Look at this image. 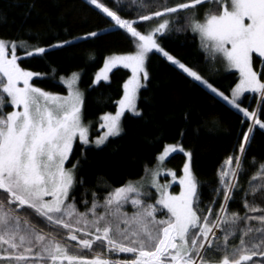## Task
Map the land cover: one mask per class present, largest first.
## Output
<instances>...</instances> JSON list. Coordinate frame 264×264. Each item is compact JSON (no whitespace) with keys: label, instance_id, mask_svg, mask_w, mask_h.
Instances as JSON below:
<instances>
[{"label":"snow or ice","instance_id":"obj_1","mask_svg":"<svg viewBox=\"0 0 264 264\" xmlns=\"http://www.w3.org/2000/svg\"><path fill=\"white\" fill-rule=\"evenodd\" d=\"M120 7L125 0H114ZM107 18L113 29L123 30L132 39L135 51L126 55L108 57L103 68L96 74L95 83L109 81V73L117 67L131 70V76L123 84V95L116 102L115 114L101 117L103 135L89 140V127L83 121V94L75 87L79 74L63 81L69 94H53L34 86V77L40 73L21 67L17 56L18 47H27L26 42L0 39V262L4 264H264V208L250 204L264 192V183L249 182L244 193V215L230 211V203L239 189V177L244 171V156L253 139L257 126L264 129V60L262 71L254 70V54L264 58V0H186L161 10L139 15L128 20L101 0H88ZM141 10L150 5L145 0H131ZM203 19L199 18L204 6ZM181 14H184L183 16ZM160 22L150 30H138V22ZM181 19L184 21L179 27ZM191 31L198 34L201 47L215 62L222 58L228 69L239 73V83L231 95H225L197 71L186 66L166 51L159 38L171 31ZM90 32L85 38L96 37ZM53 45L62 47L70 44ZM44 47H34L27 56L42 55ZM158 53L176 66L194 82L219 97L248 121L247 131L242 133L236 156H229L220 172V188L213 191L223 196L219 211L214 212L216 201L207 208V214L199 207V182L194 174V154L182 144H167L158 157L162 164L175 153L186 157L183 175L179 177L180 192L168 191L171 185H159L153 172V187L159 198L154 204L141 197L150 194L142 191L141 182H128L104 197L101 204L93 193L91 207L81 212L70 193L79 183L76 170L79 161L66 168L77 139L85 145L99 148L110 138L124 132L122 118L126 112L141 117L137 101L142 88L150 79L147 70L149 54ZM10 54V55H9ZM213 71L215 69H212ZM63 79V78H62ZM246 93L259 95L257 110L241 107V98ZM7 98V104H6ZM7 106L13 111L4 113ZM183 135V133H182ZM256 163L255 159L252 161ZM147 172V170H146ZM173 182L177 174L169 171ZM264 179V164L257 176ZM71 201V202H70ZM131 202L136 209L129 215L123 211ZM103 209L100 213L98 209ZM31 209L34 215L52 232H44L37 224L21 215ZM158 215H166L158 219ZM255 223L256 227L253 226ZM61 231L64 235H61ZM219 233V235H218ZM239 238V244H234ZM72 242H75L73 244ZM104 249L108 255L95 252ZM73 249L76 254H73ZM84 252L94 253L91 258ZM222 256L218 257V254ZM130 254L134 258L117 260L113 255ZM259 258V260H254Z\"/></svg>","mask_w":264,"mask_h":264},{"label":"trees","instance_id":"obj_2","mask_svg":"<svg viewBox=\"0 0 264 264\" xmlns=\"http://www.w3.org/2000/svg\"><path fill=\"white\" fill-rule=\"evenodd\" d=\"M101 1L122 17L133 20L139 15L161 10L165 4L173 6L186 2L145 0L150 7L141 10L133 6L131 0H125L120 7H117L114 0ZM206 8L205 5L200 9V19H203ZM151 22L139 21L137 26L145 30ZM183 23L181 19L180 24L175 27ZM94 31L99 35L85 38ZM0 38L25 40L32 47H46L47 51L38 56H27L26 49L18 51L21 67L39 72L40 76L34 77L33 83L46 90L67 93L68 87L61 82V77L79 70V85L84 99L83 119L89 124L92 135L100 133L102 115L116 111V102L122 97L123 84L131 72L117 67L110 73L109 81L98 84H94L95 74L108 55L134 49L135 45L127 33L113 29L110 18L95 9L88 0H0ZM64 41L71 43L53 47ZM159 43L225 93H230L239 80L237 72L224 70L221 58L218 57L215 62L210 59L209 53L202 49L198 35L190 30L171 31L160 37ZM259 60L254 55L253 65L261 73ZM147 70L150 79L147 86L140 90L137 102L142 116L136 117L126 112L122 118V135L110 138L99 148L94 145L85 146L78 140L75 142L68 165L80 162L76 178L83 183L78 182L70 196L81 212L86 210L85 201H88L87 207H91L93 193L102 204L104 197L115 188L148 177L164 147L176 143L182 144L194 154L193 168L199 182V207L204 210L203 214H207V208L213 200L216 201L212 205L213 211L218 212L223 196L217 197L213 190L220 188L219 174L225 161L229 156L239 155L238 144L242 140V133L247 131L249 122L236 109L183 74L162 55L155 52L149 54ZM241 101L249 111L257 110L259 98L256 94L246 93ZM11 108L7 106L3 112L7 113ZM261 110L264 111V105ZM261 119H264V115H261ZM185 159L184 154L178 152L168 158L164 166L173 168L180 174ZM253 159L255 164L252 163ZM261 164H264V129L257 126L244 156V171L239 177V189L230 203L231 212H239L243 216L246 211L244 193L249 190V182L264 183V179L260 178L253 181ZM178 189L179 185L175 184L174 190ZM146 192L150 194L145 197L146 203L154 204L157 191L148 188ZM0 199H6L2 192ZM247 199L250 204L264 208V192L259 193L255 199L251 195ZM127 208L132 213L136 211L132 205ZM98 211L103 213L104 210L101 208ZM21 215L37 224L44 232L54 231L36 217L31 209H25ZM253 226L258 225L253 223ZM61 235H64L62 231ZM233 243L239 244V238ZM94 251L108 255L99 247ZM83 254L91 257L94 253ZM219 256L222 253L217 258ZM112 257L122 260L134 258L130 254Z\"/></svg>","mask_w":264,"mask_h":264},{"label":"rangeland","instance_id":"obj_3","mask_svg":"<svg viewBox=\"0 0 264 264\" xmlns=\"http://www.w3.org/2000/svg\"><path fill=\"white\" fill-rule=\"evenodd\" d=\"M102 2V1H101ZM106 6H108V5H106ZM109 7V6H108ZM109 8H111V7H109ZM112 9V8H111ZM114 10V9H113ZM124 18V17H123ZM125 19H127V18H125ZM128 20H133V19H128ZM202 20V19H201ZM160 21L158 20V19H155L154 21H152L150 24H148V26L146 27V29L145 30H141L139 27H138V30H140L141 32H146V31H148V30H150L151 28H153V27H155L158 23H159ZM198 35V34H197ZM198 37H199V35H198ZM0 39H4V38H0ZM199 39H200V37H199ZM4 40H6V41H16L17 42V44L19 45L22 41L23 42H26V44H27V47H18L17 48V56L19 57V54H18V51H19V49H26V51H32L33 50V48L34 47H32L27 41H25V40H13V39H4ZM200 42H201V39H200ZM57 44H60V43H57ZM45 49H46V47H44ZM136 49H135V46H134V49L132 50V51H129V52H123V53H112V54H110V55H108L107 57H106V59L108 58V57H110V56H114V55H126V54H129V53H132V52H134ZM171 54V53H170ZM10 55V54H9ZM172 55V54H171ZM254 55H257V54H254ZM174 56V55H173ZM175 57V56H174ZM177 58V57H176ZM177 59H179V58H177ZM180 60V59H179ZM221 60H222V63H223V67H224V70L225 71H235V72H237V74H238V76H239V73H238V71L237 70H235V69H228L227 67H226V62L225 61H223V59L221 58ZM262 60H264V58H260V60H259V64H260V67H262V64H261V61ZM182 63H184L186 66H188V67H190L189 65H187L185 62H183L182 60H180ZM19 63V62H18ZM103 66H104V64H103ZM103 66L96 72V74L103 68ZM253 67H254V65H253ZM190 68H192V67H190ZM26 70H29V71H32V72H36V71H33V70H31V69H27V68H25ZM193 70H195L194 68H192ZM130 70V69H129ZM254 70L255 71H257L256 69H255V67H254ZM195 71H197V70H195ZM130 72H131V70H130ZM198 72V71H197ZM258 72V71H257ZM36 73H39V72H36ZM73 73H78L79 74V79H80V74H81V72L79 71V70H76V71H74V72H72V73H70L69 75H65V76H62L61 77V82L62 83H64L63 81H66V80H68V79H70L71 78V76H72V74ZM199 73V72H198ZM259 73V72H258ZM96 74H95V77H96ZM200 74V73H199ZM201 75V74H200ZM109 76H110V73H109ZM131 76V75H130ZM202 76V75H201ZM203 77V76H202ZM63 78V79H62ZM129 79V78H128ZM127 79V80H128ZM206 79V78H205ZM32 83H33V81H32ZM209 83H211V82H209ZM237 83H239V80H238V82ZM236 83V84H237ZM34 84V83H33ZM65 84V83H64ZM94 84H97V83H95V78H94ZM212 84V83H211ZM236 84H235V86H236ZM66 86H67V84H65ZM213 85V84H212ZM34 86H36V87H39V86H37V85H35L34 84ZM214 87H216L215 85H213ZM235 86L232 88V89H234L235 88ZM75 87L76 88H78V90L83 94V90H82V88L80 87V85H79V80L77 81V83H76V85H75ZM39 88H41V89H43L44 91H47V92H50V93H53V94H58V95H62V96H67L68 94H69V89H68V91H67V93H58V92H52V91H49V90H46V89H44V88H42V87H39ZM219 91H221V92H223L225 95H228V96H230L231 95V91H230V93H225L224 91H222V90H220L218 87H216ZM252 95H254L253 93H251ZM257 96H258V98H259V95L258 94H256ZM243 98V97H242ZM241 98V99H242ZM260 99V98H259ZM138 102V101H137ZM241 107L242 108H246V107H244L242 104H241ZM14 110V108L12 107L10 110H9V112H11V111H13ZM117 110V109H116ZM83 111V110H82ZM115 112L116 111H114V112H108V113H112V114H115ZM106 114V113H105ZM104 115V114H103ZM102 115V116H103ZM83 121H84V119H83ZM84 123H85V121H84ZM103 123V121L101 120L100 121V123H99V125H101ZM85 125H87L88 127H89V140L90 141H95L97 138H99L100 136H102L103 135V133H104V131H106V129H102L101 127V131H100V133L99 134H94V135H92L91 134V129H90V126H89V124H87V123H85ZM78 141H79V139H77ZM76 140V141H77ZM75 144V143H74ZM170 144H176V143H170ZM89 145H94V144H89ZM95 146V145H94ZM164 151V150H163ZM163 151L158 155V157L163 153ZM168 159V158H167ZM166 159V160H167ZM165 160V161H166ZM186 160V159H185ZM164 161V162H165ZM164 162L161 164L159 161H158V158H157V163H156V166L151 170V173H150V175L148 176V177H144V178H141V179H139V180H135V181H132L133 183H135V182H141L142 184H143V188H142V191H144V192H146V190L148 189V188H152V189H155L156 190V188L155 187H153V184H152V181H153V175H152V173L153 172H155V171H157V169L159 170V175L158 176H156L155 177V179H156V182L159 184V185H161V186H163V185H171V187L170 188H168V191L169 192H171L172 194H174V195H178L179 194V192H180V187H179V189L176 191V190H174V186H175V184H178V180H179V177L180 176H182L183 175V172H181L180 174H177V180H176V182H173V178H172V176L171 175H169L168 173H169V171H174L175 172V170L173 169V168H169V167H165L164 166ZM185 163V162H184ZM65 167L66 168H72V166L71 165H68V162H66V164H65ZM182 169H183V167H182ZM165 176H168V177H165ZM162 177H164V178H162ZM127 184V183H126ZM126 184H124V185H122V186H125ZM179 185V184H178ZM122 186H120V187H122ZM119 188V187H118ZM116 189V188H115ZM157 191V190H156ZM158 193V192H157ZM142 199H145V200H147L145 197H141ZM159 198V194H158V196H157V198H155L154 200L156 201L157 199ZM129 205H132L131 204V202L129 201L128 203H126L125 205H124V207H123V211H125V212H127L128 214L129 213H132V211L129 209V208H127ZM130 215V214H129ZM160 217H162V218H160ZM158 219H164V218H166V215H158V217H157ZM89 258H91V257H89ZM1 263V262H0Z\"/></svg>","mask_w":264,"mask_h":264},{"label":"built area","instance_id":"obj_4","mask_svg":"<svg viewBox=\"0 0 264 264\" xmlns=\"http://www.w3.org/2000/svg\"><path fill=\"white\" fill-rule=\"evenodd\" d=\"M218 235H219V233H218ZM112 259H115V258H112ZM117 260H120V259H117Z\"/></svg>","mask_w":264,"mask_h":264},{"label":"crops","instance_id":"obj_5","mask_svg":"<svg viewBox=\"0 0 264 264\" xmlns=\"http://www.w3.org/2000/svg\"><path fill=\"white\" fill-rule=\"evenodd\" d=\"M235 86V85H234ZM73 254H76L75 252H73Z\"/></svg>","mask_w":264,"mask_h":264}]
</instances>
